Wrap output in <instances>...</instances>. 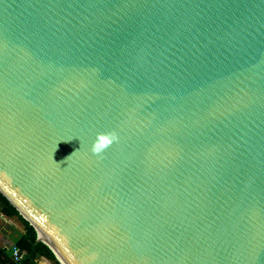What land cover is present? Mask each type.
<instances>
[{
	"label": "water",
	"instance_id": "95a60500",
	"mask_svg": "<svg viewBox=\"0 0 264 264\" xmlns=\"http://www.w3.org/2000/svg\"><path fill=\"white\" fill-rule=\"evenodd\" d=\"M0 192L61 264H264V0H0Z\"/></svg>",
	"mask_w": 264,
	"mask_h": 264
},
{
	"label": "trees",
	"instance_id": "16d2710c",
	"mask_svg": "<svg viewBox=\"0 0 264 264\" xmlns=\"http://www.w3.org/2000/svg\"><path fill=\"white\" fill-rule=\"evenodd\" d=\"M1 212L6 216H17L24 224V231L14 241L18 246L26 251L24 258L20 262H15L11 258L10 252L0 246V264H42L41 259L52 260L55 264H61L50 247L37 240L36 229L25 219L17 208L0 192ZM2 228L0 227V232Z\"/></svg>",
	"mask_w": 264,
	"mask_h": 264
},
{
	"label": "rangeland",
	"instance_id": "374dc122",
	"mask_svg": "<svg viewBox=\"0 0 264 264\" xmlns=\"http://www.w3.org/2000/svg\"><path fill=\"white\" fill-rule=\"evenodd\" d=\"M18 225L23 226L22 221L17 216H6L1 212V203H0V227L6 231V236L10 241H15L16 238L21 233ZM42 264H55L54 261L48 260L46 258L41 259Z\"/></svg>",
	"mask_w": 264,
	"mask_h": 264
},
{
	"label": "clouds",
	"instance_id": "9594fccd",
	"mask_svg": "<svg viewBox=\"0 0 264 264\" xmlns=\"http://www.w3.org/2000/svg\"><path fill=\"white\" fill-rule=\"evenodd\" d=\"M119 137L115 131L108 133H98L95 141L92 144L91 151L95 155L102 154L114 142H118Z\"/></svg>",
	"mask_w": 264,
	"mask_h": 264
},
{
	"label": "built area",
	"instance_id": "2783aa9c",
	"mask_svg": "<svg viewBox=\"0 0 264 264\" xmlns=\"http://www.w3.org/2000/svg\"><path fill=\"white\" fill-rule=\"evenodd\" d=\"M2 247H5L10 252L11 258L15 262H20L26 254V251L23 250L20 246H18L15 242H12L8 246L4 245Z\"/></svg>",
	"mask_w": 264,
	"mask_h": 264
},
{
	"label": "crops",
	"instance_id": "0c3cea01",
	"mask_svg": "<svg viewBox=\"0 0 264 264\" xmlns=\"http://www.w3.org/2000/svg\"><path fill=\"white\" fill-rule=\"evenodd\" d=\"M22 224H23V222H22ZM18 228H19L20 232L22 233V232L24 231V224H23L22 227H20V226L18 225ZM12 242H13V241H10V240L7 238V236H6V231H5L4 229H2L1 232H0V246H4V245H5V246H8V245H10Z\"/></svg>",
	"mask_w": 264,
	"mask_h": 264
},
{
	"label": "bare ground",
	"instance_id": "6f19581e",
	"mask_svg": "<svg viewBox=\"0 0 264 264\" xmlns=\"http://www.w3.org/2000/svg\"><path fill=\"white\" fill-rule=\"evenodd\" d=\"M37 227H38V231H39L40 238L43 239V240H45L46 242H48L55 249V251L57 252L59 258L62 259V262L64 264H68L66 261H64L65 259L62 258V256H61L60 252L58 251V249L54 246V244L50 241V239L45 235V233L39 228L38 225H37Z\"/></svg>",
	"mask_w": 264,
	"mask_h": 264
}]
</instances>
